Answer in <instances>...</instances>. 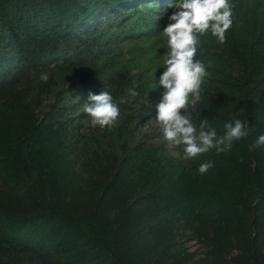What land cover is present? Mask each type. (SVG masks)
Instances as JSON below:
<instances>
[{
  "label": "trees",
  "instance_id": "obj_1",
  "mask_svg": "<svg viewBox=\"0 0 264 264\" xmlns=\"http://www.w3.org/2000/svg\"><path fill=\"white\" fill-rule=\"evenodd\" d=\"M159 4L0 0V264H264V146L253 147L264 134V0H230L224 43L197 34L209 73L199 119L218 135L241 119L249 135L186 160L144 141L147 98L160 95L124 64L121 39L158 27ZM104 87L128 102L112 126L85 133L88 116L65 93L81 103ZM192 239L206 249L189 251Z\"/></svg>",
  "mask_w": 264,
  "mask_h": 264
},
{
  "label": "clouds",
  "instance_id": "obj_2",
  "mask_svg": "<svg viewBox=\"0 0 264 264\" xmlns=\"http://www.w3.org/2000/svg\"><path fill=\"white\" fill-rule=\"evenodd\" d=\"M232 6L230 0H178L167 18L163 35L167 38L166 53L162 60L163 69L158 78L162 88L159 101L155 104L156 120L163 138L170 146L180 147L185 159H193L215 149L219 154L231 149L234 141L249 135L247 124L234 119L224 124V133L218 135L207 119H199L196 99L201 85L208 77L205 64L196 59L198 35L211 32L220 43H224L226 31L231 27ZM49 74L42 72L40 80L47 82ZM133 87L127 95L138 93ZM121 96L119 102L104 87L99 93L89 92L83 111L90 118L92 127L112 126L120 116L119 105L127 103ZM199 119V124L194 122ZM264 146V134L255 140L253 147ZM214 166L211 160L199 165L198 173L203 175Z\"/></svg>",
  "mask_w": 264,
  "mask_h": 264
},
{
  "label": "rangeland",
  "instance_id": "obj_3",
  "mask_svg": "<svg viewBox=\"0 0 264 264\" xmlns=\"http://www.w3.org/2000/svg\"><path fill=\"white\" fill-rule=\"evenodd\" d=\"M177 2L178 0H160L159 11L157 14L159 23L158 27H155L153 30H145L142 33L128 39H121L124 58H126L124 64H128L127 66L129 73L135 78L137 77L136 73L141 75L143 79L142 82H146V86H151V88H148L149 91H152L154 94H159L160 97L162 88L158 86V78L161 71L163 70L161 68V65L166 53L167 45V38L163 35V28L166 25L168 16L173 11V7ZM68 95L70 97V100L67 98L65 99V101L69 105L74 106L76 110L75 114H79L80 111H83V106L86 102L77 103V98L72 99L70 93L66 92L65 97ZM160 97L158 98L160 99ZM134 98L135 97L129 96V101H134L132 103V106H138V102L135 101ZM158 98H156L155 96L150 99L147 98V102L152 107L153 117L148 123H141L142 129L145 130L143 132H146L148 134V136L144 139L146 143H159L164 140L160 125L156 120L155 104L159 101ZM84 115L85 117L88 116L86 113H84ZM90 120L91 118L88 116L86 123H83L84 125L81 126L82 131L85 133L89 131L90 133H92L97 130L91 126ZM167 147L173 155H177L181 159L186 160L183 157L182 148L170 146L168 142ZM74 167L76 170H81L82 167L80 166V159L75 163ZM185 245L189 251L197 250L198 253L203 252V250L206 249V246L196 239L186 240Z\"/></svg>",
  "mask_w": 264,
  "mask_h": 264
}]
</instances>
